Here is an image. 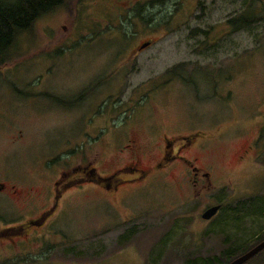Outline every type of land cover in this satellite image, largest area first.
Returning a JSON list of instances; mask_svg holds the SVG:
<instances>
[{
	"label": "rangeland",
	"instance_id": "obj_1",
	"mask_svg": "<svg viewBox=\"0 0 264 264\" xmlns=\"http://www.w3.org/2000/svg\"><path fill=\"white\" fill-rule=\"evenodd\" d=\"M211 1L201 0L202 20L162 36L137 67L121 63L130 42L112 23L107 35L68 42L67 23L54 12L18 35L10 64L0 69V264H187L264 230V137L260 149L238 159L264 126V22L228 35L205 60L185 40L190 29L264 15V0H216L210 10ZM156 2L145 20L122 17L123 27L153 21L168 28L171 16L180 22L191 12L189 2ZM199 58L201 72L181 66ZM189 73L200 78L185 81ZM127 134L144 163L157 160L163 136L199 135L211 184L193 187L181 166L146 182L120 172L113 185L126 183L118 191L108 194L97 183L74 188L48 213L61 176L89 166L105 178L132 160L120 152ZM247 200L248 212L234 211ZM216 205L220 212L203 220ZM43 213L51 214L45 224H28Z\"/></svg>",
	"mask_w": 264,
	"mask_h": 264
},
{
	"label": "flooded vegetation",
	"instance_id": "obj_2",
	"mask_svg": "<svg viewBox=\"0 0 264 264\" xmlns=\"http://www.w3.org/2000/svg\"><path fill=\"white\" fill-rule=\"evenodd\" d=\"M41 1V8L45 9L46 0ZM166 1L168 0H163V2ZM187 2H189L191 7V12H186L184 18L182 17L183 19L180 22H175L173 20L175 16H171L172 20L170 22V26L168 28L161 29H157L153 21H144L146 24L139 25L135 28L131 26L128 28L123 27V23L121 22V18L124 17L125 20L128 14H134V19L140 18L145 20V14H147V12L152 14L154 11H156V0H65L63 3H60L51 10L41 14L35 22L41 20L44 17L46 18L48 15H51L54 12L62 15L61 19L65 20L67 25L61 26V28L62 31H65L64 37H66L68 42L73 41L74 38H80L82 35H107L109 34L110 24L112 23L115 26L113 30L125 37L127 42H130L127 43L125 51L120 57L121 63L124 67H137L140 64V56L156 45L162 36H168L170 33L177 31V29H175L176 26H185L190 24L191 21L194 22V19H203L204 16L200 15V10L202 7L201 0H177L175 3L180 4ZM215 4L216 0H212L208 6L209 9L212 10ZM190 7H188V9H190ZM111 14L116 15L115 20L111 18ZM150 16L152 18V15ZM90 19L93 20L92 26H84V22ZM59 26L60 25L57 24L50 30L52 32H56L60 28ZM201 29V27L197 29H190V33L185 40L188 39V41H194V45H189L192 55L200 56L204 60L206 57L204 52L207 49H218L223 43L227 41L228 35L237 33V31H234L233 26L228 24V19L224 21L221 20L220 22L211 25L208 27V31H201ZM102 32L105 33L102 34ZM156 33L160 34L161 37L156 36ZM55 34L56 33L52 35ZM156 37L158 39H156ZM200 37L203 39H198ZM83 39L84 38H81L80 40ZM193 57L196 58V56ZM198 61L193 63L187 62L181 66L185 68H198L197 66L202 65L200 58ZM198 70L201 72V69L198 68ZM197 78L199 79L200 76L197 77L191 73L183 77V79L188 82H194ZM229 103L231 106H233L232 100L229 101ZM215 126L216 128L222 127L221 125ZM127 132H130L129 129ZM263 137L264 126L263 129L259 130L257 136L252 142V145H249L247 148H245L243 153L238 156V159L243 160L244 156L249 152L254 153L256 148L260 149L259 143L263 140ZM199 138V135H181L170 141L169 138L163 136V145L158 152L157 160L154 163H144L140 158V155H138L139 153H137V151H140L139 142L136 139L129 137L127 134V144L124 146V149H121L120 152L123 154L125 152H129L132 155V160L126 162L124 166L116 173H112L105 178L96 173V168L92 167V169H90L89 166L78 168L81 169V171H76L74 175H71V178L68 176H61L53 185V202L51 201L49 204L50 208L48 209V213L54 211V209L56 210L63 195L74 188L81 189L87 185L97 183L108 194L118 191L119 185L121 183H126L125 181H118L113 185L115 177L119 175L118 173L120 172L134 174L136 176L135 180L146 182L151 178H155L158 174H165L167 170H170L168 175H172L171 170H178L179 166H181V169H179L178 172H181L182 175H185L191 179L193 187H198L207 180L210 181L211 184V173L201 166L202 162L200 154H202V152L205 150V139L199 141ZM197 145V155L191 158L185 157L183 155L184 153L192 150V148ZM107 182L110 183V186L107 185ZM108 186L110 188H108ZM50 215L51 214L43 213L36 219L30 220L28 224L32 226H40L42 222L45 224Z\"/></svg>",
	"mask_w": 264,
	"mask_h": 264
},
{
	"label": "trees",
	"instance_id": "obj_3",
	"mask_svg": "<svg viewBox=\"0 0 264 264\" xmlns=\"http://www.w3.org/2000/svg\"><path fill=\"white\" fill-rule=\"evenodd\" d=\"M64 1L46 0V8L42 9L41 0H0V69L10 64V60L8 61L7 58L13 57L12 49L18 35L30 30L41 14ZM263 22L264 15L248 12L228 19V24L233 26L234 31H252L254 26ZM249 204L250 200L244 201L234 211L248 212L245 208ZM263 240L264 230L244 244H231V246L222 250L220 254L203 258L201 261L188 260L187 264H229ZM255 261H257L256 264H264V250L245 264H252Z\"/></svg>",
	"mask_w": 264,
	"mask_h": 264
},
{
	"label": "water",
	"instance_id": "obj_4",
	"mask_svg": "<svg viewBox=\"0 0 264 264\" xmlns=\"http://www.w3.org/2000/svg\"><path fill=\"white\" fill-rule=\"evenodd\" d=\"M5 189L4 184H0V191H3ZM221 209V205H216L213 206L209 209H207L203 214H202V219L209 221L212 218H214L218 212ZM264 250V240L255 245L253 248H251L249 251L246 253L240 255L239 257L235 258L233 261H231L229 264H245L251 259H253L255 256H257L259 253H261Z\"/></svg>",
	"mask_w": 264,
	"mask_h": 264
}]
</instances>
